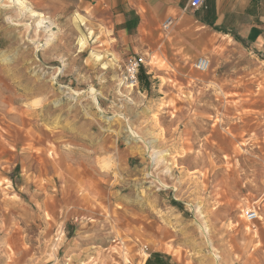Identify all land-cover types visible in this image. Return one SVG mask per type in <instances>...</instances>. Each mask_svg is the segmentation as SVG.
<instances>
[{
    "label": "rangeland",
    "instance_id": "374dc122",
    "mask_svg": "<svg viewBox=\"0 0 264 264\" xmlns=\"http://www.w3.org/2000/svg\"><path fill=\"white\" fill-rule=\"evenodd\" d=\"M16 1L0 0V264H264V57L163 34L131 53L90 5Z\"/></svg>",
    "mask_w": 264,
    "mask_h": 264
},
{
    "label": "crops",
    "instance_id": "0c3cea01",
    "mask_svg": "<svg viewBox=\"0 0 264 264\" xmlns=\"http://www.w3.org/2000/svg\"><path fill=\"white\" fill-rule=\"evenodd\" d=\"M90 5L110 18L116 37L131 53L148 52L159 36L169 41H188L195 47L199 38L230 39L243 51L264 57V0H205L192 10L188 0H75ZM170 19L167 32L162 24ZM204 33V34H203ZM168 41L166 40V43ZM168 42L167 49L171 46ZM191 52V50L189 51Z\"/></svg>",
    "mask_w": 264,
    "mask_h": 264
},
{
    "label": "built area",
    "instance_id": "2783aa9c",
    "mask_svg": "<svg viewBox=\"0 0 264 264\" xmlns=\"http://www.w3.org/2000/svg\"><path fill=\"white\" fill-rule=\"evenodd\" d=\"M204 2L205 0H188V7L192 10H197L203 6ZM171 24L172 21L170 19L165 20L162 24V30L164 32H167ZM142 66L143 62L139 56L133 55L127 58L124 64V72L121 78L122 82L127 87L133 88L137 86L138 73ZM193 67L199 72H206L210 68V61L207 57L200 56L195 60ZM242 214L244 220L249 224L255 223L259 220L258 212L255 209H246Z\"/></svg>",
    "mask_w": 264,
    "mask_h": 264
},
{
    "label": "bare ground",
    "instance_id": "6f19581e",
    "mask_svg": "<svg viewBox=\"0 0 264 264\" xmlns=\"http://www.w3.org/2000/svg\"><path fill=\"white\" fill-rule=\"evenodd\" d=\"M16 2H20L19 0H17ZM21 3V2H20ZM22 4V3H21ZM33 13V12H32ZM35 14V13H34ZM38 25H42L43 24V19H41L40 21H39V23H37ZM259 216V215H258ZM204 233H206V231L204 232Z\"/></svg>",
    "mask_w": 264,
    "mask_h": 264
},
{
    "label": "trees",
    "instance_id": "16d2710c",
    "mask_svg": "<svg viewBox=\"0 0 264 264\" xmlns=\"http://www.w3.org/2000/svg\"><path fill=\"white\" fill-rule=\"evenodd\" d=\"M160 259V258H159Z\"/></svg>",
    "mask_w": 264,
    "mask_h": 264
}]
</instances>
